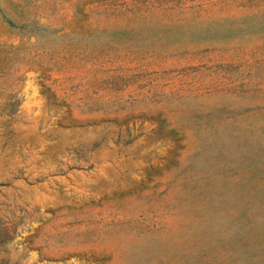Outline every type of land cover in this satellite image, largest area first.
<instances>
[{
    "label": "rangeland",
    "instance_id": "1",
    "mask_svg": "<svg viewBox=\"0 0 264 264\" xmlns=\"http://www.w3.org/2000/svg\"><path fill=\"white\" fill-rule=\"evenodd\" d=\"M0 264H264V0H0Z\"/></svg>",
    "mask_w": 264,
    "mask_h": 264
}]
</instances>
